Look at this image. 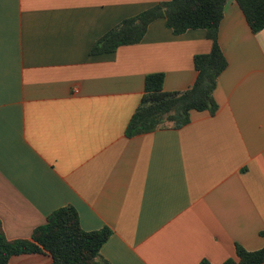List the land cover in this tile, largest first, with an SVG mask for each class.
Instances as JSON below:
<instances>
[{"label": "crops", "instance_id": "1", "mask_svg": "<svg viewBox=\"0 0 264 264\" xmlns=\"http://www.w3.org/2000/svg\"><path fill=\"white\" fill-rule=\"evenodd\" d=\"M165 0H0V220L29 238L72 204L85 230H112V264H222L264 245V28L228 0L219 42L228 66L215 113L127 134L145 77L185 90L205 29L175 34L163 17L135 44L92 53L105 32ZM13 264H50L43 253Z\"/></svg>", "mask_w": 264, "mask_h": 264}, {"label": "trees", "instance_id": "2", "mask_svg": "<svg viewBox=\"0 0 264 264\" xmlns=\"http://www.w3.org/2000/svg\"><path fill=\"white\" fill-rule=\"evenodd\" d=\"M228 0H165L140 13L127 17L94 42L92 53L111 52L125 44L142 40L149 24L160 17L175 34L189 29H205L211 40L208 52L197 53L194 65L198 72L194 83L185 90L163 89L164 73L151 72L145 77L144 93L133 113L127 134L152 131L161 127H181L190 121L192 109L215 113L218 104L214 90L221 73L228 66L219 42V28ZM243 10L253 32L264 28V0H235ZM109 227L82 228L75 206L67 204L52 211L44 224L34 228L29 238L9 239L0 220V264H13L14 255L43 253L50 264H112L101 254L111 235ZM264 238V229L260 231ZM222 264H264V245L249 250L236 243V256Z\"/></svg>", "mask_w": 264, "mask_h": 264}]
</instances>
